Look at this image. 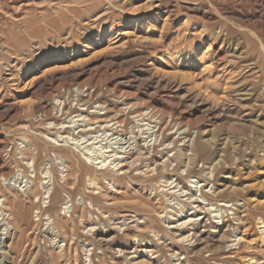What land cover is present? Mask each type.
Returning <instances> with one entry per match:
<instances>
[{
  "label": "rangeland",
  "instance_id": "1",
  "mask_svg": "<svg viewBox=\"0 0 264 264\" xmlns=\"http://www.w3.org/2000/svg\"><path fill=\"white\" fill-rule=\"evenodd\" d=\"M30 181L8 264H264V0H0V196Z\"/></svg>",
  "mask_w": 264,
  "mask_h": 264
},
{
  "label": "bare ground",
  "instance_id": "2",
  "mask_svg": "<svg viewBox=\"0 0 264 264\" xmlns=\"http://www.w3.org/2000/svg\"><path fill=\"white\" fill-rule=\"evenodd\" d=\"M9 2H17V1H19V0H8ZM26 1V0H25ZM32 1V0H31ZM79 1V0H78ZM29 2V1H28ZM34 2V1H33ZM87 2V1H86ZM24 5V4H23ZM2 8V7H1ZM15 25V24H14ZM32 25H34V21H33V24H32V22H25V28H26V30L27 29H30L31 28V26ZM24 27V26H23ZM34 27V26H33ZM17 28V27H16ZM15 29V28H14ZM13 31V30H12ZM16 32V31H15ZM13 33V32H12ZM22 33V32H21ZM28 38V37H27ZM231 96V95H230ZM230 98V97H229ZM157 137H159V135L157 136ZM157 137H155L156 139H157ZM160 138V137H159ZM51 141V140H50ZM155 141V140H154ZM156 143V142H155ZM158 143V142H157ZM71 145V147L73 148V150L71 149L69 152L72 154V153H74L73 151H76V153H78L79 155H80V157H81V159L82 160H84L85 161V163H87L88 165H91V166H94V167H96L97 169L99 168L100 170H106V169H108V168H110V169H112L115 173L114 174H116V176H118L117 175V173H120L121 174V171H123V168L120 166V159H122V156H121V153H119L117 150H115V153L113 152V154L114 155H111V156H108V157H106L105 159H102L101 157L99 158V157H97L96 155H95V153H92V152H90L89 150H87L86 148H80V147H78L77 146V143H72V144H70ZM75 149V150H74ZM120 150V149H119ZM181 151V150H180ZM183 152V151H182ZM32 153H33V151H32ZM31 153V154H32ZM107 153V152H106ZM140 153V152H139ZM181 153V152H180ZM123 154V153H122ZM183 154V153H182ZM181 154V155H182ZM29 155H30V153H29ZM98 155V154H97ZM180 155V154H179ZM25 156V155H24ZM72 156V155H71ZM99 156V155H98ZM28 156H26V158H27ZM30 157V156H29ZM32 157V156H31ZM33 157H34V155H33ZM184 157V156H183ZM193 157H194V154H193ZM24 158V157H23ZM57 158H59V157H57ZM124 158V157H123ZM166 158V157H165ZM190 158V157H189ZM31 159V158H30ZM30 159H29V161L28 162H26V165H28V167H29V169H31L32 170V173H34L35 172V170H34V166H33V162H30ZM175 159L176 160H179L180 159V157L179 156H176L175 157ZM182 159V158H181ZM25 160V159H24ZM80 160V159H79ZM126 160V159H125ZM163 161H164V159H163ZM182 161V160H181ZM188 161V160H187ZM118 162V164L116 165V163ZM165 162H168V164H169V161H168V159L165 161ZM122 163V162H121ZM190 163V162H189ZM123 164V163H122ZM163 164V163H162ZM170 165V164H169ZM182 165V164H181ZM162 166V165H161ZM170 169H171V165H170V167H169ZM153 169H155V168H153ZM96 170V169H95ZM125 170V169H124ZM148 173L150 172V171H147ZM145 173V172H144ZM143 173V174H144ZM151 173V172H150ZM123 175H125V172L123 173ZM119 177V176H118ZM192 183H194V182H192ZM49 183H43V189H44V185H46V187H45V190H44V192H43V205H45L46 204V202H48V200H49V198H50V194H51V188L49 187V185H48ZM112 185H113V183H112ZM114 186V185H113ZM89 196H88V198H87V200H80L81 201V203L83 202V204H82V207H83V209L85 208V206L87 205V206H93V200L92 199H94V200H98L99 198H101V197H105V195H104V193L101 191V188L99 187V184L98 183H96V179L95 180H90V182H89ZM35 190H36V188H35V185H34V181H30V182H28V184L26 185V187L24 188V189H22L21 191L22 192H19L18 194H16V195H12L10 198H5V197H1L0 196V264H8L9 262H8V259L9 258H11L12 256V253H10L8 250H7V246H6V240L7 239H9V236H10V234H12V231L13 230H15L16 228H15V225L18 227L17 229H18V232H17V229L15 230V232H17L18 233V236L15 238L16 239V246H19L20 244H22L23 243V241H25V242H28L30 239H31V234H30V220H29V217H28V211H27V209L24 207L25 206V204H24V202L25 203H28V204H30L29 202H32L31 200H34L37 196L36 195H34V193H35ZM213 192V191H212ZM215 193V192H214ZM38 195V194H37ZM199 198V197H198ZM191 199V198H190ZM196 199V198H195ZM195 199H194V201H195ZM193 200V199H192ZM187 202V201H186ZM200 202V201H199ZM50 203V202H49ZM68 202H66V203H64L62 206H63V208H62V210H61V212H63V214L64 213H66V215H68V213L66 212L69 208H68ZM8 205H10V206H12V207H19V209H18V212H17V214H19V217H16V215H14V214H8L7 213V211L5 210L6 208H7V206ZM192 205H193V203H192ZM228 205H230V204H228ZM179 206H180V204H179ZM229 207V206H227L226 204H224V202H223V205H219V209H217V211L220 213L221 211H223L222 209H221V207ZM210 207V206H209ZM178 208V207H177ZM187 209V208H186ZM185 209V210H186ZM196 209V208H195ZM179 210V209H178ZM197 210V209H196ZM69 211V210H68ZM163 211V210H162ZM161 211V212H162ZM165 212V211H164ZM164 212H163V214H164ZM179 212V211H178ZM8 215H7V214ZM166 213V212H165ZM39 214H41V213H37V217H39ZM161 214V213H160ZM183 213L181 212V215H182ZM194 214V213H193ZM192 214V215H193ZM61 215L62 214H60V213H57V216L60 218L61 217ZM180 215V216H181ZM223 215V214H222ZM74 216V215H73ZM221 216V215H220ZM130 217H132V216H130ZM168 217H169V215H168ZM216 217H217V215H216ZM222 217V216H221ZM64 218V217H63ZM135 218V217H134ZM139 218V217H138ZM142 218V217H141ZM146 218V217H145ZM158 218H159V216H158ZM160 218H165V216L164 215H162ZM171 218V217H170ZM219 218V217H218ZM70 221H68V220H65L64 221V219L62 220V221H60V222H58V223H56V225H55V227H56V229H57V232H58V234H65L66 235V233H67V231L68 230H73L74 229V227H75V224H76V221H75V219L74 218H72L71 216H70ZM126 219V218H125ZM133 219V218H132ZM140 219V218H139ZM142 219H144V218H142ZM141 219V220H142ZM47 220V219H46ZM77 220V219H76ZM79 222H81L82 223V225H83V229H81L82 231L84 230V231H88V230H86L87 228L89 229V230H92V227H93V225L94 224H92L91 223V221H90V219L88 220V219H86V220H84L82 217H79ZM166 220V219H165ZM172 220V219H171ZM258 220V219H257ZM59 221V220H58ZM134 221V220H133ZM145 221V220H144ZM164 221V220H163ZM198 220L197 219H195V220H190L189 222H193V223H196ZM125 222H126V220H125ZM124 222V223H125ZM175 222H176V220H175ZM186 222V221H185ZM132 223V222H131ZM136 225H138V223L140 224V223H144V222H139V220H136ZM149 223V222H148ZM166 223V222H165ZM178 223V222H177ZM183 222H181V224H182ZM188 223V222H187ZM187 223H184L185 225L187 224ZM202 223V222H201ZM21 224H24L26 227H24V228H22V226H21ZM47 224V223H46ZM167 224H169V228H167V229H177L178 228V225L176 224V226H170V224H173V223H170L169 221H168V223ZM258 224H259V229H260V231H261V235H262V241H261V245L264 247V221H262V220H259V222H258ZM132 225H134V224H131V226ZM147 225V224H146ZM166 225V224H165ZM119 226V225H118ZM128 226V225H127ZM126 226V227H127ZM182 226H183V224H182ZM182 226H180V227H182ZM189 226V225H188ZM137 227V226H136ZM148 227V226H147ZM168 227V226H167ZM53 228V227H52ZM121 228V227H120ZM122 228H124V227H122ZM138 228V227H137ZM188 228V227H187ZM190 228V227H189ZM94 229V228H93ZM178 230V229H177ZM182 230V229H181ZM53 231V230H52ZM54 231H55V229H54ZM70 231V232H71ZM174 231V230H173ZM184 231H186V230H184ZM194 231H196V230H194ZM90 232V231H89ZM92 232V231H91ZM169 232H171V231H169ZM178 232H179V230H178ZM187 232H188V230H187ZM88 233V232H87ZM181 233V232H180ZM191 233V232H190ZM148 234V233H147ZM151 234V233H150ZM157 233H155L154 235H156ZM193 234H194V232H193ZM195 234H196V232H195ZM194 234V235H195ZM149 235V234H148ZM152 235V234H151ZM153 235V236H154ZM187 235V234H186ZM189 235V234H188ZM16 236V235H15ZM152 236V237H153ZM159 236V235H158ZM180 236V235H179ZM193 236V235H192ZM181 237V236H180ZM184 237V236H183ZM33 238V237H32ZM155 238V237H154ZM159 238V237H158ZM187 237H185L184 239H186ZM179 239V237L177 238V240ZM181 239V238H180ZM189 239V238H188ZM260 239H261V237H260ZM241 240V239H240ZM33 244H34V241H33ZM134 244V243H133ZM260 244V243H259ZM148 247V246H147ZM135 253H136V251H135ZM142 253V252H141ZM143 253H144V251H143ZM144 254H148V253H144ZM27 255V254H26ZM31 255V254H30ZM149 255V254H148ZM147 255V256H148ZM60 257V256H59ZM67 257V256H66ZM20 258H21V256H20ZM62 258V257H61ZM137 258V257H136ZM50 259H51V257H50ZM60 259V258H59ZM135 260V259H134ZM133 260V261H134ZM151 260V259H150ZM248 260V259H247ZM246 260V261H247ZM253 260V259H252ZM51 261V260H50ZM55 261V260H54ZM63 261H64V259H63ZM250 262H251V260H249ZM60 262V261H59ZM62 262V261H61ZM249 262V263H250ZM253 262V261H252ZM56 264V263H55Z\"/></svg>",
  "mask_w": 264,
  "mask_h": 264
}]
</instances>
